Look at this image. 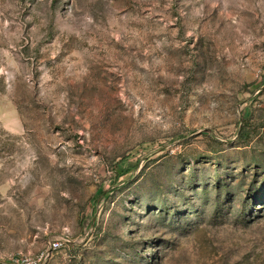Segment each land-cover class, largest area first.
Listing matches in <instances>:
<instances>
[{"label": "rangeland", "instance_id": "rangeland-1", "mask_svg": "<svg viewBox=\"0 0 264 264\" xmlns=\"http://www.w3.org/2000/svg\"><path fill=\"white\" fill-rule=\"evenodd\" d=\"M0 264H264V0H0Z\"/></svg>", "mask_w": 264, "mask_h": 264}, {"label": "built area", "instance_id": "built-area-1", "mask_svg": "<svg viewBox=\"0 0 264 264\" xmlns=\"http://www.w3.org/2000/svg\"><path fill=\"white\" fill-rule=\"evenodd\" d=\"M56 244H57V243H53L52 245H53L54 247H56Z\"/></svg>", "mask_w": 264, "mask_h": 264}]
</instances>
